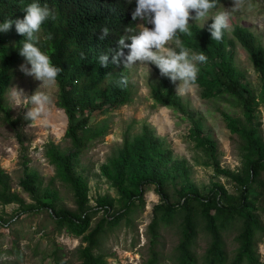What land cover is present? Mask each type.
<instances>
[{
    "label": "trees",
    "instance_id": "trees-1",
    "mask_svg": "<svg viewBox=\"0 0 264 264\" xmlns=\"http://www.w3.org/2000/svg\"><path fill=\"white\" fill-rule=\"evenodd\" d=\"M223 0H220V3ZM34 0H0V23L5 20L22 19L24 8ZM47 4L56 18L46 20L38 36L39 46L47 52L52 62L62 68L57 77L59 87L58 105L64 109L68 126L65 137L71 141L72 149L65 151L54 141L45 145V155L55 167V175L45 183L38 170L25 161L24 175L20 180L24 192L32 202L26 201L19 192L13 190L10 174L0 166V204H18L20 212L39 213L50 211L58 232L81 239L79 264H109L107 256L98 253L102 238L107 230L132 221L138 208L145 206V193L153 187L160 197L153 206V218L148 226L150 233V256L147 264L160 263L157 249L162 225L179 224L180 241L176 247L177 264H262L258 252L260 231H264L257 203L264 194V137L261 122L256 117L260 103L264 105V44L259 42L249 29L235 25L233 36L249 53L262 82L261 101L245 83V73L233 62L227 47V31L221 41L211 39L208 26L191 24L192 36L180 35L183 44L192 51L207 56L197 77L203 98H213L228 93L240 100L243 119L239 122L228 119L229 127L243 135L246 140L244 151L246 166L240 172L215 165L218 175L231 179L239 189V195H231L219 182H214L208 191L200 189L192 182L177 188L180 178L188 174L184 160L174 157L168 141L156 136L152 128L145 124L142 132L135 136L126 133L122 146L108 157L101 166L102 176L116 191L117 197L109 193L96 195L95 205H90V185L88 177L77 171L76 161L82 153L108 132V125H94L98 113H105L129 104L133 99L128 75L116 69L123 64H112L109 55L107 68L99 64V56L108 48H117L118 40L125 35V28L137 29L143 22H133L131 12L136 0L131 4L126 0H37ZM107 26L110 34L100 39L101 28ZM151 27V25H148ZM52 39H47L48 35ZM14 39L10 43V39ZM23 36L17 34L15 25L7 32H0V112L4 120L15 127L20 123L14 118L6 104V94L13 82L14 69L24 61L19 55ZM126 43H131L130 40ZM128 49H124L125 55ZM81 52L86 59H81ZM214 63V66H212ZM160 86H152L151 95L157 104L185 111V104L176 94L169 78L161 76ZM123 75L127 78L124 86H117ZM192 136L206 150H213L214 144L201 132L200 120L193 119ZM65 183L72 191L76 208L65 206L60 198L55 181ZM170 185L175 187L179 199L171 201ZM264 210V209H263ZM102 212V217L93 225V219ZM7 225L0 216V226ZM237 230L239 246L231 262H228L226 235ZM204 231L209 237V245L201 256L195 249L198 236ZM56 246L52 257L55 264H64Z\"/></svg>",
    "mask_w": 264,
    "mask_h": 264
},
{
    "label": "rangeland",
    "instance_id": "rangeland-1",
    "mask_svg": "<svg viewBox=\"0 0 264 264\" xmlns=\"http://www.w3.org/2000/svg\"><path fill=\"white\" fill-rule=\"evenodd\" d=\"M246 6L241 12L233 14L232 30L227 31L229 43L228 54H231L235 66L244 71L245 83L253 94L261 101L262 82L248 51L234 39L235 25H241L256 36L264 44V0H245ZM232 0H223L225 7L231 6ZM251 4V7H247ZM219 10V9H218ZM211 19L205 21H189L191 24L205 26ZM142 26V25H141ZM140 26V27H141ZM40 38V37H39ZM14 39H10L13 43ZM174 47V42L169 45ZM195 53H199L193 51ZM22 61L14 69V78L7 94L6 104L14 118L20 123L15 127L7 123L0 112V166L11 176L13 190L28 202H32L28 193L24 192L20 180L24 175L25 161L27 165L39 171L47 183L55 175V167L45 155L44 145L54 141L65 151L72 149L71 141L65 137L68 126L67 115L58 105V84L47 91L52 97V103L46 108L41 118L35 121L24 119V114L31 107L28 101L21 100L19 105L11 96L13 87L24 90L31 96L41 85V81L32 76H26L19 70ZM202 64H199V73ZM30 67V65H28ZM155 64L142 65L139 62L129 68L120 65L116 72H125L130 81L133 99L129 104L122 105L105 113H98L94 125L106 123L107 134L87 148L76 161L78 172L84 173L89 180L91 197L90 205H95L96 195L109 193L117 197L116 191L102 176L101 166L123 144L126 133L135 136L142 132V127L149 125L156 136L165 138L170 144L173 155L178 160H184L189 169L188 174L179 179L177 188H181L188 181L194 183L200 191H208L214 182L225 185L231 195H239V189L234 182L218 175L215 165L240 172L246 166L243 135L232 131L228 119H243L240 100L228 93L213 98H203L202 87L196 83L189 92L177 94L185 104V111L176 110L170 106L157 104L152 95V86H160L161 80L155 71ZM214 66V63H212ZM177 81L174 90L179 85ZM43 90V89H42ZM256 117L261 122L260 130L264 137V105L256 110ZM193 119L200 120L201 132L214 144L213 150H206L199 144L192 130ZM261 179L264 182V171ZM62 203L70 209L76 204L71 189L63 182L56 180ZM145 206L138 208L132 221L125 220L117 227L107 230L104 234L98 253L107 256L109 264H147L150 256V233L148 226L153 218V206L160 197L150 187L145 193ZM171 201L179 199L175 187L170 185ZM261 220L264 225V194L257 203ZM100 212L94 219L93 225L102 217ZM0 216L7 225L0 226V264H55L52 257L56 246H61L60 258L64 264H79V248L81 239L58 232L54 219L48 209L39 213L20 212L18 204H0ZM157 249L160 251L159 264H177L176 247L180 241L181 230L178 222L162 225L160 228ZM237 230L226 235L228 262L235 256L239 246L236 240ZM258 252L260 261L264 264V231L258 233ZM210 237L201 231L195 249L201 256L209 245ZM202 264L201 260L199 262Z\"/></svg>",
    "mask_w": 264,
    "mask_h": 264
},
{
    "label": "clouds",
    "instance_id": "clouds-1",
    "mask_svg": "<svg viewBox=\"0 0 264 264\" xmlns=\"http://www.w3.org/2000/svg\"><path fill=\"white\" fill-rule=\"evenodd\" d=\"M131 4L132 0H126ZM246 6L245 0H232L231 6L225 7L220 0H136V6L131 12L133 22H143L139 29L127 26L125 35L118 40V47L108 48L105 54L99 56V64L105 68L111 63L119 64L123 61L124 67L129 68L139 62L142 65L155 64L161 76H165L175 84L177 94H184L196 84L199 64L207 61L203 51L195 53L186 47L180 35L192 36L189 21L212 20L208 26L211 39L221 41L226 31L232 30L231 19L234 13L241 12ZM247 7H251L248 4ZM219 9V10H218ZM22 19H8L0 23V32L9 31L13 24L17 34L24 37L20 42L19 55L25 63L19 70L26 76H32L41 81L40 87L31 96H27L23 89L13 87L11 96L19 102L26 100L31 107L24 114V119L35 121L45 113L52 103V97L47 91L57 85V77L63 69L52 62L51 56L39 46L38 33L43 23L49 18L55 19V13L47 4L41 5L37 0L24 8ZM151 25V27H148ZM110 34V29L101 28L100 39L104 40ZM53 37L48 35L47 39ZM130 40L131 43H126ZM174 42V47L168 46ZM128 54L125 55L124 49ZM81 59H86L81 52ZM30 65V67L28 66ZM127 78L123 75L117 81V86H124ZM43 89V90H42Z\"/></svg>",
    "mask_w": 264,
    "mask_h": 264
}]
</instances>
